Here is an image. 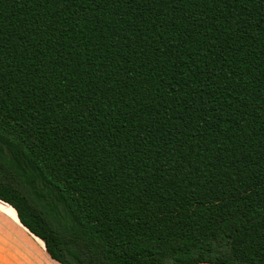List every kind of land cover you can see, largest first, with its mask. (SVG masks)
Here are the masks:
<instances>
[{
  "label": "trees",
  "instance_id": "1",
  "mask_svg": "<svg viewBox=\"0 0 264 264\" xmlns=\"http://www.w3.org/2000/svg\"><path fill=\"white\" fill-rule=\"evenodd\" d=\"M0 201L61 264H264V0H0Z\"/></svg>",
  "mask_w": 264,
  "mask_h": 264
},
{
  "label": "crops",
  "instance_id": "2",
  "mask_svg": "<svg viewBox=\"0 0 264 264\" xmlns=\"http://www.w3.org/2000/svg\"><path fill=\"white\" fill-rule=\"evenodd\" d=\"M7 203L0 201V205H2L1 207H3L2 210H0V264H11L12 262V257L10 255V246L12 245L13 239L19 244L20 247H24V249H27V239L26 236H24L21 233L22 228L28 230L25 226L22 225V223L20 222L19 218H17V213L16 210L12 209V206H8L10 209H12L15 213V216L17 218V221L13 222L12 218L10 217L9 214V209H6V205ZM13 223V224H12ZM29 232V231H28ZM33 235V234H32ZM35 236V235H33ZM36 237V236H35ZM38 238V237H37ZM40 239V238H39ZM41 240V239H40ZM45 246V245H44ZM21 249V248H20ZM46 250V248H45ZM24 252V259L22 258L21 255H19L18 258V264H27V250L23 251ZM43 252L46 253V261L47 264H53L51 262H55L54 264H61L60 262L54 260L53 258H51V256L49 255V253L47 251H42L39 254H41L43 256ZM22 253V251H21ZM36 259L39 258L38 253L37 252H33L32 253ZM40 262H44L42 259H40ZM200 264H211V263H200Z\"/></svg>",
  "mask_w": 264,
  "mask_h": 264
},
{
  "label": "rangeland",
  "instance_id": "3",
  "mask_svg": "<svg viewBox=\"0 0 264 264\" xmlns=\"http://www.w3.org/2000/svg\"><path fill=\"white\" fill-rule=\"evenodd\" d=\"M2 205H0V210L3 209V207H1ZM6 209H9V214L10 217L12 218V221L15 222L17 221V218L15 216V213L12 209H10L9 207L5 206ZM13 224V223H12ZM21 233L26 236V241H27V249H24V247H20L19 244L13 239L12 245L10 246V255L12 257V262L11 264H18V256L21 255L22 258L24 259V252L25 250H27V264H47L46 261V253L43 252V256L41 254H39L42 251H46L45 250V246H44V242L42 240H40L39 238L33 236L30 232H28V230H26L25 228L21 230ZM21 248V249H20ZM22 251V253H21ZM33 252H37L38 256L40 259H42L44 262H40L39 258L36 259V257L32 254ZM51 263H55V262H51Z\"/></svg>",
  "mask_w": 264,
  "mask_h": 264
}]
</instances>
